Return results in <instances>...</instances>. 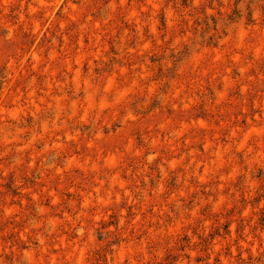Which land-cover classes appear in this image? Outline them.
Instances as JSON below:
<instances>
[{"label":"rangeland","instance_id":"obj_1","mask_svg":"<svg viewBox=\"0 0 264 264\" xmlns=\"http://www.w3.org/2000/svg\"><path fill=\"white\" fill-rule=\"evenodd\" d=\"M0 264H264V0H0Z\"/></svg>","mask_w":264,"mask_h":264}]
</instances>
